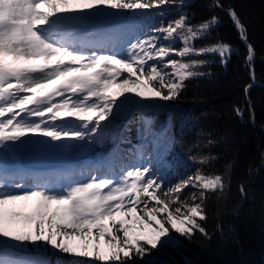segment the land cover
<instances>
[{
  "label": "snow or ice",
  "instance_id": "6c2138e0",
  "mask_svg": "<svg viewBox=\"0 0 264 264\" xmlns=\"http://www.w3.org/2000/svg\"><path fill=\"white\" fill-rule=\"evenodd\" d=\"M207 8L193 22L184 0H0V264H157L153 249L212 238L208 201L226 203L235 164L210 170L222 158L211 149L228 135L201 130L205 140L169 160L174 124H155L190 81L237 53L219 36L216 9L246 46V96L256 82L247 25L222 0ZM136 114L140 142L123 149ZM96 148L86 164L43 163ZM178 167L186 174L173 183ZM239 191L246 197L243 183Z\"/></svg>",
  "mask_w": 264,
  "mask_h": 264
},
{
  "label": "trees",
  "instance_id": "16d2710c",
  "mask_svg": "<svg viewBox=\"0 0 264 264\" xmlns=\"http://www.w3.org/2000/svg\"><path fill=\"white\" fill-rule=\"evenodd\" d=\"M184 3L188 12L196 14L193 22L212 14L207 8L209 0H184ZM222 3L225 8H235L248 27L249 40L256 50V82L246 96L244 88L251 83L244 64L246 46L227 13L216 9L215 14L222 20L219 36L232 43L237 53L227 66L215 62L204 69L212 73L210 77L190 81L181 98L171 103L169 112L156 114L155 124L158 128L174 124L176 143L169 160L177 153L183 154L193 142L205 140L201 130L212 131L213 135L226 132L228 143L211 149L222 158L210 170L223 171L226 162L234 161L231 190L226 203L217 201L215 196L208 201L209 219L205 227L212 238L206 240L197 234L191 241L183 239L179 248L153 249L151 259L157 264H264V0H222ZM176 14L177 9L172 8L168 18ZM237 106L243 109L242 117L233 111ZM125 124L131 132L124 135L131 144H138L140 115L128 116ZM184 160L187 161V156ZM188 167L195 171L197 165L189 162ZM249 169L254 171L250 174ZM177 172L186 174L183 167L174 168L170 177L173 183L178 178ZM241 183L247 192L243 198L239 191ZM218 222L223 234L216 231Z\"/></svg>",
  "mask_w": 264,
  "mask_h": 264
},
{
  "label": "water",
  "instance_id": "95a60500",
  "mask_svg": "<svg viewBox=\"0 0 264 264\" xmlns=\"http://www.w3.org/2000/svg\"><path fill=\"white\" fill-rule=\"evenodd\" d=\"M23 162L26 166H32L36 163L35 161L29 160L27 157H24ZM43 163L46 165H61L62 160L60 159V157H56V158L44 161Z\"/></svg>",
  "mask_w": 264,
  "mask_h": 264
},
{
  "label": "rangeland",
  "instance_id": "374dc122",
  "mask_svg": "<svg viewBox=\"0 0 264 264\" xmlns=\"http://www.w3.org/2000/svg\"><path fill=\"white\" fill-rule=\"evenodd\" d=\"M44 91H45V90H44ZM112 91H113V92H118L119 89L114 87V88L112 89ZM77 154H78V152H76V153H71V154L68 155V157L71 158V159H76V158H77ZM74 161H75V160H74ZM19 210H22V211H24V212H30L32 209H31V207H27V208H20ZM173 248H174V247H173ZM162 251H163V249H162Z\"/></svg>",
  "mask_w": 264,
  "mask_h": 264
}]
</instances>
